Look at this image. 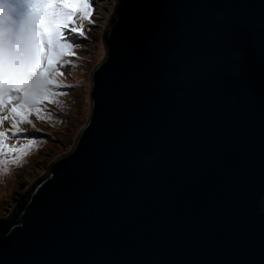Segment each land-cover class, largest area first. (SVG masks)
<instances>
[{"label":"water","instance_id":"water-1","mask_svg":"<svg viewBox=\"0 0 264 264\" xmlns=\"http://www.w3.org/2000/svg\"><path fill=\"white\" fill-rule=\"evenodd\" d=\"M101 43L0 264H264V0H115Z\"/></svg>","mask_w":264,"mask_h":264},{"label":"snow or ice","instance_id":"snow-or-ice-1","mask_svg":"<svg viewBox=\"0 0 264 264\" xmlns=\"http://www.w3.org/2000/svg\"><path fill=\"white\" fill-rule=\"evenodd\" d=\"M91 0H28L23 19L12 25L0 18V164L13 155L19 161L35 143L10 146L22 137L30 117L43 118L45 104L58 103L63 70L77 55L69 33L86 39L83 24H92ZM79 21V23H77Z\"/></svg>","mask_w":264,"mask_h":264},{"label":"rangeland","instance_id":"rangeland-1","mask_svg":"<svg viewBox=\"0 0 264 264\" xmlns=\"http://www.w3.org/2000/svg\"><path fill=\"white\" fill-rule=\"evenodd\" d=\"M28 0H0V9H6L9 23H19L27 12ZM92 24L84 22L86 39L72 34L69 39L77 45V55L63 70L61 83L70 87L59 89L65 95L58 103L45 104L43 118L30 117L31 123L22 125V137L9 136L7 144L20 146L29 139L33 146L17 162L13 155L3 157L0 164V220L7 219L30 186L44 176L51 161L68 154L79 131L87 121L89 111L90 74L103 59L101 36L114 10L115 0H91ZM79 23V21L77 22Z\"/></svg>","mask_w":264,"mask_h":264},{"label":"clouds","instance_id":"clouds-1","mask_svg":"<svg viewBox=\"0 0 264 264\" xmlns=\"http://www.w3.org/2000/svg\"><path fill=\"white\" fill-rule=\"evenodd\" d=\"M0 18H2L5 24L9 23V16L6 9H0Z\"/></svg>","mask_w":264,"mask_h":264}]
</instances>
